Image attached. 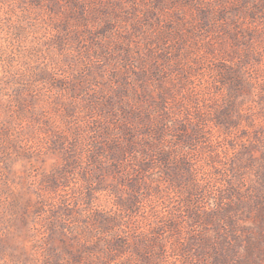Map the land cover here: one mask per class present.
I'll return each mask as SVG.
<instances>
[{"label":"rangeland","instance_id":"374dc122","mask_svg":"<svg viewBox=\"0 0 264 264\" xmlns=\"http://www.w3.org/2000/svg\"><path fill=\"white\" fill-rule=\"evenodd\" d=\"M0 264H264V0H0Z\"/></svg>","mask_w":264,"mask_h":264}]
</instances>
